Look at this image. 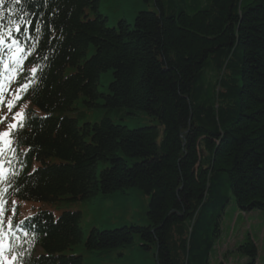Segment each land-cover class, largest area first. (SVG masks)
I'll list each match as a JSON object with an SVG mask.
<instances>
[{
    "label": "trees",
    "instance_id": "obj_1",
    "mask_svg": "<svg viewBox=\"0 0 264 264\" xmlns=\"http://www.w3.org/2000/svg\"><path fill=\"white\" fill-rule=\"evenodd\" d=\"M136 1L131 22L108 14L111 0H23L0 19L5 32L17 10L33 22L13 31L19 59L0 52V75L30 108L0 155V239L14 264H85L135 238L151 264H223L214 246L230 201L264 213V0ZM141 116L152 124L112 119ZM130 194L147 198L143 221L85 239L78 211L16 223L6 209L12 197ZM234 249L256 264L249 236Z\"/></svg>",
    "mask_w": 264,
    "mask_h": 264
},
{
    "label": "rangeland",
    "instance_id": "obj_2",
    "mask_svg": "<svg viewBox=\"0 0 264 264\" xmlns=\"http://www.w3.org/2000/svg\"><path fill=\"white\" fill-rule=\"evenodd\" d=\"M110 7L109 15L113 12L118 17H125L131 22L133 15L140 10L142 6L137 4L136 0H111L108 3ZM121 12V13H120ZM8 93L6 89L2 93ZM2 99L4 110L7 108L8 99ZM9 120L12 113L6 112L4 115ZM99 118V117H98ZM114 122L123 123L130 129L151 125L152 122L146 117L137 119H126L122 122L112 117ZM91 122V121H90ZM3 124H0V128ZM34 164V167L38 166ZM147 198L145 196H137L130 194L125 198H108L101 196L95 198L92 202H74L62 203L58 206L43 202L21 201L12 198L10 205L16 206L15 214L16 222H21L27 217H30L38 210L49 211L57 218L62 212L78 211L81 213L80 227L83 233V239L86 238L88 230L91 228L114 229L122 225L140 224L138 221H143V208H146ZM220 235L214 246V252L218 255V261L223 264H244L246 258L235 251L240 243L247 236L251 238L257 249L256 264H264V213L260 211L240 212L236 209L233 200L225 208V215L220 225ZM134 248L131 250L113 251L109 254H99L96 259L86 258L85 264H151L149 253L141 252L138 248V239L135 238ZM143 254H141V253ZM79 255L85 256L82 250ZM92 257L91 255H88ZM209 264H216L212 259Z\"/></svg>",
    "mask_w": 264,
    "mask_h": 264
},
{
    "label": "snow or ice",
    "instance_id": "obj_3",
    "mask_svg": "<svg viewBox=\"0 0 264 264\" xmlns=\"http://www.w3.org/2000/svg\"><path fill=\"white\" fill-rule=\"evenodd\" d=\"M6 0H0V8H3V6L5 5ZM23 3V0H11V3L8 5L7 9H4L3 11H0V19L4 18V11L10 10L12 8V5H21ZM19 12L18 16H15V18H10L8 23L10 25V27L7 28V31H0V52H3L5 48H8L9 50L15 49L16 51H13L12 55L14 58L19 59L17 53L19 52H23L24 46L22 45L20 39L16 38L15 36H13V31H15L16 33H20L21 32V23L20 21H24V25L26 26H33V22L30 20H27L26 17L29 15V13L22 11V10H17ZM35 29L37 32L40 31V28L38 25H35ZM31 55V52L29 53ZM7 67V66H5ZM31 72L33 74H35L37 72L36 68H32ZM28 85L24 84L22 85L23 89H27ZM19 99V97L17 96V100ZM4 106V101L2 99V90H0V107ZM16 106L15 103H8L7 107L9 109V111H11L12 108H14ZM18 116L22 117V114H17ZM15 120V117H14ZM7 121V117L6 116H0V123H5ZM19 126H21V121L20 120H16L15 123H11L8 124V130L6 131H2L0 132V155L3 154V152L7 149V150H11L10 148V144H11V140L10 137L13 134L14 129L18 128ZM5 172L6 170L3 168L2 165H0V178H3L5 176ZM0 203H6V201H0ZM3 212V208H0V213ZM2 223V222H0ZM11 227V225H10ZM2 235V234H0ZM25 235H27V233H25ZM7 245H6V241L4 239H0V260H3V264H14V259L13 260H7V259H3V254L4 251L6 249Z\"/></svg>",
    "mask_w": 264,
    "mask_h": 264
}]
</instances>
